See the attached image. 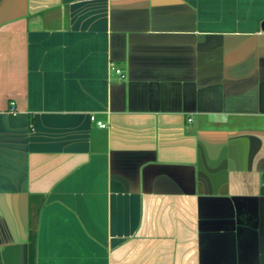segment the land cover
I'll return each instance as SVG.
<instances>
[{"label":"crops","instance_id":"crops-1","mask_svg":"<svg viewBox=\"0 0 264 264\" xmlns=\"http://www.w3.org/2000/svg\"><path fill=\"white\" fill-rule=\"evenodd\" d=\"M263 21L0 0V264H264Z\"/></svg>","mask_w":264,"mask_h":264},{"label":"built area","instance_id":"built-area-1","mask_svg":"<svg viewBox=\"0 0 264 264\" xmlns=\"http://www.w3.org/2000/svg\"><path fill=\"white\" fill-rule=\"evenodd\" d=\"M111 68L113 70H116L117 73H120L121 72V70L119 68H117L115 65H112ZM12 104H14V103H12ZM98 124H99L100 127H105V123H103L101 121H99Z\"/></svg>","mask_w":264,"mask_h":264},{"label":"trees","instance_id":"trees-1","mask_svg":"<svg viewBox=\"0 0 264 264\" xmlns=\"http://www.w3.org/2000/svg\"><path fill=\"white\" fill-rule=\"evenodd\" d=\"M262 194H264V185L262 186V190H261ZM33 252H31L30 254V258H29V264H33Z\"/></svg>","mask_w":264,"mask_h":264},{"label":"water","instance_id":"water-1","mask_svg":"<svg viewBox=\"0 0 264 264\" xmlns=\"http://www.w3.org/2000/svg\"><path fill=\"white\" fill-rule=\"evenodd\" d=\"M262 27H263V29H264V21L262 22Z\"/></svg>","mask_w":264,"mask_h":264}]
</instances>
